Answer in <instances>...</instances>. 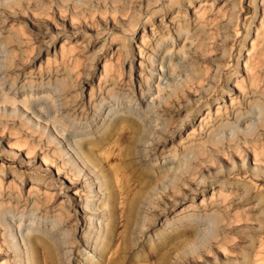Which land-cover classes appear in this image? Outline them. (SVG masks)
<instances>
[{"label":"rangeland","instance_id":"rangeland-1","mask_svg":"<svg viewBox=\"0 0 264 264\" xmlns=\"http://www.w3.org/2000/svg\"><path fill=\"white\" fill-rule=\"evenodd\" d=\"M22 234L40 264H264V0H0V264Z\"/></svg>","mask_w":264,"mask_h":264},{"label":"bare ground","instance_id":"bare-ground-1","mask_svg":"<svg viewBox=\"0 0 264 264\" xmlns=\"http://www.w3.org/2000/svg\"><path fill=\"white\" fill-rule=\"evenodd\" d=\"M141 139V136L138 138V140H140ZM27 157H31L30 156V154L27 152ZM89 158L91 157L89 154H86ZM90 160V159H89ZM45 164L46 165H48V162H45ZM58 174H59V171H58ZM23 235V234H22ZM23 237V240L25 241V244L27 245V248L29 249V250H31L30 252L31 253H36V251L34 250V248H33V244H32V242H31V240H30V238L28 237V238H25L24 237V235L22 236ZM101 240V239H100ZM94 244L96 245V249H95V253L96 252H98V254H101V252H102V250H103V247H102V245L98 242V240L97 241H95L94 242ZM90 247V246H89ZM27 254H29V252H27ZM95 258L96 257H94V259H92V262L93 263H95ZM0 260H3L2 258H0ZM2 262V261H1ZM29 263H31V264H40V262H39V258H38V256H36L35 254L32 256V258H31V260L29 261ZM7 264H9V262H8V259H7ZM52 264H55V262L54 261H52Z\"/></svg>","mask_w":264,"mask_h":264}]
</instances>
